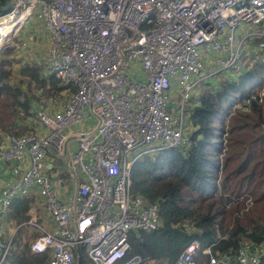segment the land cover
<instances>
[{
  "label": "built area",
  "instance_id": "2783aa9c",
  "mask_svg": "<svg viewBox=\"0 0 264 264\" xmlns=\"http://www.w3.org/2000/svg\"><path fill=\"white\" fill-rule=\"evenodd\" d=\"M30 18L44 36L25 32L20 49L42 39L41 64L67 95L60 108L35 112L32 132L0 136L9 176L0 187V264L11 241L4 217L21 197L33 200L22 224L33 232L28 250L45 264H158L126 258L130 234L160 225L157 204L130 194L131 166L146 151L186 150L183 114L196 84L234 78L246 55H263L264 0H10L0 49ZM238 24L255 28L245 45L235 43ZM37 208L49 228L36 223ZM211 248L194 240L170 264H264V237L232 256Z\"/></svg>",
  "mask_w": 264,
  "mask_h": 264
},
{
  "label": "trees",
  "instance_id": "16d2710c",
  "mask_svg": "<svg viewBox=\"0 0 264 264\" xmlns=\"http://www.w3.org/2000/svg\"><path fill=\"white\" fill-rule=\"evenodd\" d=\"M9 1L0 0V14L8 11ZM40 71L25 65L21 75L46 86L47 91L62 90L51 74L43 77ZM6 78L7 72L0 67V97L10 91ZM211 82L195 100H189L188 148L161 149L153 158L142 153L131 166L130 194L157 204L160 225L151 232L130 234L126 258L138 255L170 264L194 240L203 248L212 245L213 252L230 256L243 242L262 243L264 97L260 99L258 94L264 89V58L244 66L234 78ZM238 105L247 111L235 109ZM16 106L28 114L27 100L16 101ZM0 121V136L20 133ZM31 203L32 198H14L5 214V222L15 227L9 234L5 264L46 262V256L30 254L28 243L22 244L19 238L18 230L27 221Z\"/></svg>",
  "mask_w": 264,
  "mask_h": 264
},
{
  "label": "rangeland",
  "instance_id": "374dc122",
  "mask_svg": "<svg viewBox=\"0 0 264 264\" xmlns=\"http://www.w3.org/2000/svg\"><path fill=\"white\" fill-rule=\"evenodd\" d=\"M31 19L32 18H30L26 22V24L21 26L18 33L14 35L11 41V45L9 47L0 49V67L7 72V78L4 80V82L7 83V85L10 87V91H7L5 94H3L4 96L0 97V120H4V123L12 125L13 130H17L18 132H20L19 134L32 132V130L37 127L35 120L36 111H45L47 113H50L53 110L60 108L63 100L66 98L67 95V93L63 92L62 90L56 93L52 91H47L46 86L42 88L41 86L30 82L27 77L21 75V69L25 65H34L35 68H40L41 76L43 77L47 76L45 74L49 73L47 69L41 64L45 53V43L42 39L37 41L34 36V42L29 44V49H20L19 39L22 34L24 35L25 32L28 38H30L29 35L33 33L36 34L37 38H42L44 36L40 24L31 22ZM254 30L255 28L249 25L238 24L234 31L235 43H238L240 40L243 39V44H247L248 39L245 40V38L249 33H252ZM246 56L247 59L244 60L242 67H248L250 64H252L253 60L260 61V59L264 58V53L262 56L259 55V59L257 58V60L252 56ZM210 69L211 72H215L214 68L211 67ZM219 74L220 73L207 76L205 79L199 81L196 84L197 88H195V91L192 94L191 98L195 100L196 96H198L200 92L204 91L206 89V85L209 84L211 81L212 85L216 82H220L222 75ZM263 90H260L258 94V97L260 99L264 97ZM16 92H18L17 95ZM26 100L28 101V114H25L22 108L16 106V101L23 102ZM258 103L260 104V102ZM189 107L190 103L188 102V105L185 107V112L183 114V119L185 122H187V125L189 124ZM235 109L240 112H243L240 109V105L235 106ZM82 127L85 128V124L82 123ZM245 131L247 132V130ZM139 152V149L132 150L131 157L134 158L137 154H139ZM146 152L150 155V158L154 157L153 155L155 151ZM55 164L58 167H61L63 166V161L55 160ZM42 213V208H37L36 223H38L39 225H43L44 228H46V226L49 227L50 221H44L42 218ZM14 229L15 227L10 224H7L4 228L5 234L9 236V234L13 233ZM185 229L189 232L193 231V229L189 230V228L186 226ZM18 234L22 244H27L33 237L32 230L23 225L19 228Z\"/></svg>",
  "mask_w": 264,
  "mask_h": 264
},
{
  "label": "crops",
  "instance_id": "0c3cea01",
  "mask_svg": "<svg viewBox=\"0 0 264 264\" xmlns=\"http://www.w3.org/2000/svg\"><path fill=\"white\" fill-rule=\"evenodd\" d=\"M4 170H5V169H3V168L0 170V187H3V186H4L5 182L8 180V177H9V176H8V172H7V173H4ZM4 224H5V225H4V228H5L6 225L9 224V223H7V221H6V223H5V220H4ZM21 226H22V225H21ZM21 226H20V227H21ZM49 227H50V226H49ZM49 227L46 226V228H49ZM4 233H5V231H4ZM5 235L7 236V234H5ZM10 235H12V233H11Z\"/></svg>",
  "mask_w": 264,
  "mask_h": 264
},
{
  "label": "bare ground",
  "instance_id": "6f19581e",
  "mask_svg": "<svg viewBox=\"0 0 264 264\" xmlns=\"http://www.w3.org/2000/svg\"><path fill=\"white\" fill-rule=\"evenodd\" d=\"M9 18H5L4 20H3V22H1V24H6L5 22H7V20H8ZM11 20L9 19V21L8 22H10ZM10 29V26L7 24V25H5L4 27H3V31H2V33L0 34L1 36L2 35H4V34H6L7 32H8V30Z\"/></svg>",
  "mask_w": 264,
  "mask_h": 264
}]
</instances>
